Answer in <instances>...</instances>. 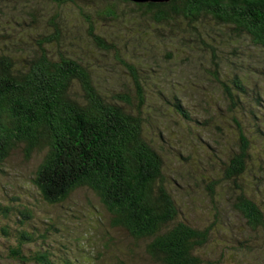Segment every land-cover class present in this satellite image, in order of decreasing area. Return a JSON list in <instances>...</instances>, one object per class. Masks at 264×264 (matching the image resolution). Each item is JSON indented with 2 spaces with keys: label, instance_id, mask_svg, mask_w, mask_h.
Listing matches in <instances>:
<instances>
[{
  "label": "rangeland",
  "instance_id": "374dc122",
  "mask_svg": "<svg viewBox=\"0 0 264 264\" xmlns=\"http://www.w3.org/2000/svg\"><path fill=\"white\" fill-rule=\"evenodd\" d=\"M0 3V34L11 39L0 38V42H18L21 49L30 51L37 46L35 37L49 36L59 27L60 44L51 46L56 57L64 54L81 60L92 71L102 94L119 104H124L123 96L136 98V75L149 105L145 109L146 134L163 155L181 219L199 229L225 222L203 255L210 263L264 264V232L252 231L233 208V184L222 178L225 163L239 147L237 113L230 110L213 77L216 71L222 79L238 75L264 96V49L214 20L196 23V30L181 20L159 23L154 15L118 0ZM111 6L115 16L105 14ZM92 28L106 45L96 43L90 34ZM205 42L213 44L215 50ZM214 54L220 69L215 66ZM253 96L250 91L245 101H252ZM174 97L182 100L193 122L174 113L167 103ZM242 125H247L244 129L252 155L247 191L264 207L263 122L245 118ZM257 127L262 128L259 131ZM41 158L33 155L26 161L25 153L17 150L1 167L0 264L15 244L14 238L4 235L5 227L18 229L16 223L23 218L17 211L25 208L32 212L31 219H24L31 224L30 230L47 241L40 247L50 244L57 255L68 254L78 264H154L146 253V242H137L114 228L112 216L91 190L77 191L60 204L45 202L33 182ZM4 206L12 208L7 219Z\"/></svg>",
  "mask_w": 264,
  "mask_h": 264
},
{
  "label": "trees",
  "instance_id": "16d2710c",
  "mask_svg": "<svg viewBox=\"0 0 264 264\" xmlns=\"http://www.w3.org/2000/svg\"><path fill=\"white\" fill-rule=\"evenodd\" d=\"M132 5L154 15L159 23L181 20L193 30L198 22L214 20L264 49V0H170ZM105 14L115 16L116 11L111 6ZM55 28L49 36L35 37L37 46L30 51L21 49L18 42H0V170L17 150L25 153L26 161L41 155L33 182L45 202L60 204L77 191L89 189L112 216L114 228L137 242H146V253L154 264H222L210 263L202 251L215 232L225 228V222L199 229L181 219L163 155L146 134L145 109L149 105L141 80L133 75L136 98L123 96L124 104L106 98L87 65L53 53L51 46L62 39L61 29ZM90 34L97 44L106 45L93 28ZM0 38L11 41L7 35L0 34ZM205 44L215 50L213 44ZM217 58L214 54L220 69ZM213 77L230 110L237 113L239 147L225 163L222 178L233 184V208L252 231L264 232V207L247 191L252 155L244 129L247 125H242L247 118L262 121L264 127V96L238 75L222 79L216 71ZM250 91L253 99L246 102ZM167 103L179 117L193 122L178 97ZM3 211L7 219L12 208L4 206ZM17 212L23 218L16 223L18 229L7 225L4 230L5 236L15 240L4 264H78L68 254L57 255L50 244L40 247L47 242L45 236L36 235L25 222L32 212L29 208Z\"/></svg>",
  "mask_w": 264,
  "mask_h": 264
},
{
  "label": "water",
  "instance_id": "95a60500",
  "mask_svg": "<svg viewBox=\"0 0 264 264\" xmlns=\"http://www.w3.org/2000/svg\"><path fill=\"white\" fill-rule=\"evenodd\" d=\"M127 2H131L134 4H146V3H164V2H169L170 0H124Z\"/></svg>",
  "mask_w": 264,
  "mask_h": 264
}]
</instances>
